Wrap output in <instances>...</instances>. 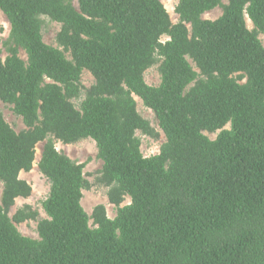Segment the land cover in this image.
Listing matches in <instances>:
<instances>
[{
	"label": "trees",
	"instance_id": "obj_1",
	"mask_svg": "<svg viewBox=\"0 0 264 264\" xmlns=\"http://www.w3.org/2000/svg\"><path fill=\"white\" fill-rule=\"evenodd\" d=\"M215 7L219 17L202 18ZM0 12V101L25 126L16 132L0 111V264H264V0H177L175 23L160 0H0ZM42 16L60 24L58 47L43 41ZM156 64L152 86L144 72ZM134 95L165 137L147 157L136 132L158 133ZM86 138L112 218L103 204L86 213L85 164L54 145ZM38 142L49 192L34 239L16 224L38 211L9 209L31 193L19 173Z\"/></svg>",
	"mask_w": 264,
	"mask_h": 264
},
{
	"label": "rangeland",
	"instance_id": "obj_2",
	"mask_svg": "<svg viewBox=\"0 0 264 264\" xmlns=\"http://www.w3.org/2000/svg\"><path fill=\"white\" fill-rule=\"evenodd\" d=\"M164 8L168 12L170 20L172 23L177 22V15L173 13V9L177 3V0H160ZM222 3H226L227 0H221ZM73 5L77 7V0H73ZM221 15L220 7H215L214 9L205 12L202 14V18L214 20ZM42 39L45 43L58 47L55 41L56 33L60 28V24L54 21H51L47 16H42ZM246 25L249 29L253 27L252 23L246 17ZM9 32V23L6 17L0 12V59H4L7 53L5 52L3 42L7 39ZM260 39L264 44V39L260 35ZM161 41L167 40V36L163 35L160 38ZM61 49V48H59ZM19 57L23 60H26V55L23 50L19 49ZM68 59H70L69 53L65 54ZM191 62V61H190ZM157 64L151 66L144 72V80L147 84L152 86H157L160 83V76L157 70ZM243 81V80H242ZM94 83L92 75L87 71L83 70L81 75V84L85 89L89 88ZM83 90V92L85 91ZM84 94L78 99H73L72 102L76 108L79 107L80 101L83 99ZM134 97V96H133ZM138 98V97H137ZM136 109L142 117L149 121L150 126L158 133L156 138L142 134L140 131L136 132V135L140 139V151L143 156H150L157 154L159 151L160 145L165 141V137L161 132L158 121L154 113L143 106L140 99H135ZM0 111L4 117V120L16 131H20L25 128L21 118L14 114L12 111V105L5 104L0 101ZM226 127H229L228 125ZM218 131L214 133L204 132L210 139H214ZM57 150L65 153L71 159L84 163V175L85 178L91 183V188L89 190L82 191L81 205L86 211L87 214H90L92 208L97 204H103L106 209L107 215L112 218L115 215L116 207L113 204H110L106 197V192L108 187L100 184L97 178L100 176V170L102 167V161L97 157V149L93 139L86 138L80 140L73 144H63L60 141H55L54 143ZM43 142H38L35 146V156H34V167L35 171L20 172L19 177L24 179L31 187V193L28 197L22 198L18 197L14 201V205L9 209V216H12L16 209L22 207L25 204L31 206L32 209L38 211V217L36 220H27L23 223L16 224L18 231L30 238L37 239V222L40 218H46V214L41 207V202L45 199L49 192V182L48 180L39 172L37 167V162L40 157V151L42 149ZM2 184L0 182V196H1ZM130 199L128 196L124 197L122 205L129 203ZM91 225V220L89 221Z\"/></svg>",
	"mask_w": 264,
	"mask_h": 264
},
{
	"label": "bare ground",
	"instance_id": "obj_3",
	"mask_svg": "<svg viewBox=\"0 0 264 264\" xmlns=\"http://www.w3.org/2000/svg\"><path fill=\"white\" fill-rule=\"evenodd\" d=\"M174 1H175V0H174ZM173 6H175V5H173ZM172 11H173V13L175 14L174 9H173ZM206 13H207V12H206ZM247 19H248V18H247ZM134 99H139V98H137V96L134 95ZM40 153H41V151H40ZM34 166H35V165H33V167H34ZM31 171H35V169L32 168Z\"/></svg>",
	"mask_w": 264,
	"mask_h": 264
}]
</instances>
